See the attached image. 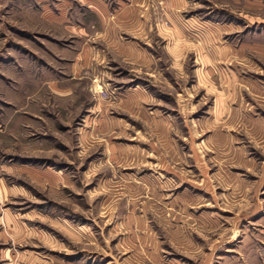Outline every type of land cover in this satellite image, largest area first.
Masks as SVG:
<instances>
[{
    "label": "rangeland",
    "instance_id": "1",
    "mask_svg": "<svg viewBox=\"0 0 264 264\" xmlns=\"http://www.w3.org/2000/svg\"><path fill=\"white\" fill-rule=\"evenodd\" d=\"M166 1L0 0V264H264V0Z\"/></svg>",
    "mask_w": 264,
    "mask_h": 264
},
{
    "label": "crops",
    "instance_id": "2",
    "mask_svg": "<svg viewBox=\"0 0 264 264\" xmlns=\"http://www.w3.org/2000/svg\"><path fill=\"white\" fill-rule=\"evenodd\" d=\"M167 4L170 6L172 11L175 12V7H180V5L184 4V0H168L166 1ZM146 3V0H118L117 10L115 14H111V8L108 3L104 2L103 0H89V8L91 12L97 18V21L100 24V29L102 30L101 38H117L118 35L123 32L132 33L134 35H139L140 30L142 28V23L144 20L141 17L142 13V6ZM82 32L79 30L77 31L79 35L88 36V32L90 30L85 29L86 32L83 34L84 28L83 26L80 27ZM88 31V32H87ZM114 47L116 51L119 49L122 51L123 46L119 44V41L114 42ZM134 49V47H133ZM132 49L130 50L131 54L135 55V51ZM87 55L90 53L89 51L85 52ZM86 60V59H85Z\"/></svg>",
    "mask_w": 264,
    "mask_h": 264
}]
</instances>
